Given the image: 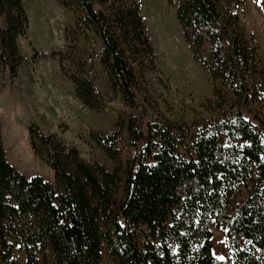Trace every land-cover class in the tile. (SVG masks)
I'll list each match as a JSON object with an SVG mask.
<instances>
[{"label":"trees","instance_id":"trees-1","mask_svg":"<svg viewBox=\"0 0 264 264\" xmlns=\"http://www.w3.org/2000/svg\"><path fill=\"white\" fill-rule=\"evenodd\" d=\"M57 1L73 17L59 62L75 96L105 107L92 72L95 39L112 94L135 112L120 113L113 131L90 132L112 170L30 123V147L53 181L7 161L0 124V264H15L11 239L25 264H101L104 244L114 264H264V62L241 22L245 0H167L192 58L219 82L184 121L165 117L164 100L152 95L160 71L141 0ZM28 27L22 0H0V77L7 72L11 83ZM123 129L133 149L121 163ZM243 188L246 198L229 211ZM214 225L229 260L213 253Z\"/></svg>","mask_w":264,"mask_h":264},{"label":"rangeland","instance_id":"rangeland-1","mask_svg":"<svg viewBox=\"0 0 264 264\" xmlns=\"http://www.w3.org/2000/svg\"><path fill=\"white\" fill-rule=\"evenodd\" d=\"M22 1L29 18L26 35L18 38L23 60L13 83L7 72L0 77L1 139L7 161L25 176L39 175L53 181V171L30 147L28 127L33 122L41 130L55 133L63 143L75 146L85 160L99 162L112 170L116 162L91 139L90 132L113 131L120 113L128 115L135 111L125 106L119 96L112 94L106 71L97 58L100 43L94 39L89 45L95 87L105 102L104 109L96 111L86 107L75 96L72 82L60 69L59 56L67 47L64 29L72 24V14L57 0ZM141 2V14L154 45L160 71L151 77L152 95L159 101L164 100L160 104L165 105V117L175 121L195 119L202 112L201 103L212 96L213 88L219 82H214L210 73L192 58L175 10L167 0ZM241 22L246 33L254 37L264 62V0H245ZM64 66L69 69L67 62ZM119 147L121 154L117 162L124 163L133 149L125 129L120 134ZM246 196L247 189L243 188L230 201L228 210L232 211ZM212 232L214 255L218 259L229 260L223 229L214 225ZM10 241L15 264H25L21 242L18 239ZM101 264H114L105 244Z\"/></svg>","mask_w":264,"mask_h":264}]
</instances>
